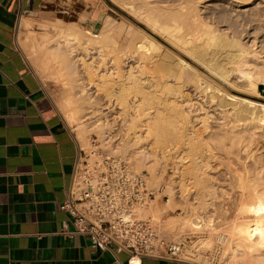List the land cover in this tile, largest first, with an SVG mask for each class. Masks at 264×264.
<instances>
[{
    "label": "bare ground",
    "instance_id": "6f19581e",
    "mask_svg": "<svg viewBox=\"0 0 264 264\" xmlns=\"http://www.w3.org/2000/svg\"><path fill=\"white\" fill-rule=\"evenodd\" d=\"M182 3L181 5L185 4V2L184 4ZM187 3L192 5L190 1H187ZM189 6L188 8L185 5L183 7L187 9L186 14H183L178 7L179 10L177 8H173V10L155 8L147 11L142 9L143 7L140 8L146 11H142L141 14H145L146 20L155 28L166 30L169 35L177 38L181 44L193 46L195 54L203 55L204 50L197 46L198 42H203L208 47L215 46L217 43L216 33L219 30L223 31V29L213 28L211 24H206L208 22L200 24V22L205 20L204 18L193 20L196 14L193 13V15L191 14L192 11H188ZM180 8L182 9V7ZM201 19L203 20L198 22ZM223 19L224 21L227 20L226 17H223ZM218 20L220 21L221 18ZM29 24V19H22L20 26L26 27ZM76 29L64 35V40L60 42L61 44L67 42L71 51L68 49L69 52L64 50L60 43L59 45L40 47L37 58L33 61L38 66L42 76H50L52 80L63 81L65 85L78 82L75 86L79 87L80 98L71 95L59 104L70 125L77 128L76 135L81 146L84 148L93 146L90 142L91 136H98L101 144L97 149L91 150L90 153L82 149L91 156L88 159L89 163L101 162L105 157H119L126 161L130 170L144 174L149 189H162L156 198L149 199L144 204L136 205L133 213L138 219L151 217L156 223L160 224L161 231L170 233L174 238L189 231H199L205 234L199 244L200 253L196 254L197 260H204L201 258L202 251L218 250L220 259L216 264H264V155L257 153L259 149L256 147V138L260 135V131H257L259 129L258 121L264 122V105L261 106L263 117L257 122L256 118L247 121V117L242 114L243 110H240L235 112V120L229 118L230 120L226 125L223 123L224 126L221 125L222 127L218 128L220 131L212 130L208 119L202 120L203 127L198 128L195 127L196 125H193V127L185 109H182L181 98H178L180 96L178 93L182 91L180 88L185 84L181 85L178 81L184 82V79L180 76L176 77L177 85L173 84L177 88H174L168 79L174 75L176 70L173 71L172 67L169 68L170 65L168 67L162 65V67L164 66L163 69L152 65L153 69L154 67L160 69L159 72L162 77H159L160 79L158 77L154 78L155 76L153 75L150 78L149 76L142 77L147 73V68L151 66L150 63L152 61L150 59L155 57V55L157 56L153 52L161 50L159 46L149 39H147V42H138L136 48L139 50L144 49L145 51L140 52L138 57H136L137 61L134 60L133 62L132 59L136 54H129L130 51L127 52L126 50L116 52L117 49H109L110 45L107 41L111 40L108 37L110 34L107 37L100 36L97 33H90L89 30L88 36H83ZM112 30L113 28L110 29V33H112ZM174 31L178 34L173 33ZM224 32L227 33L226 31ZM89 34L91 35L89 36ZM232 35L235 37L234 34ZM82 39H85L84 42L86 44H84L86 47L82 45V48H85L90 54L92 51H97L102 58L103 65H106V57L112 51L117 53L112 58V63L115 66L112 72L109 69L110 67L107 66L106 72H96L91 63L84 59H81L83 60L82 62L78 60L83 72L91 77L89 83H80V79H82L81 71L77 67L76 59L74 58V60L71 57L76 56H74V53L73 55H70V53L72 54L77 49L71 44L80 43ZM112 44L115 47V42H112ZM28 46H30V43ZM257 54V51L253 52L252 55L245 52L238 59L240 62L236 67L238 72L246 77L247 85L253 89L260 88V84L264 85V63L257 67L251 64L254 59L261 61L262 57ZM130 58L132 59L130 60ZM129 61L137 62V65L129 63ZM123 63H127V68L123 67ZM156 65L160 66L159 63ZM154 71L152 72L154 73ZM163 71L165 72L162 73ZM240 77L242 78V76ZM159 82L162 83V88L163 86L166 88L163 92L160 91L161 93L178 96L173 95L174 100L172 98L171 101H169L171 98L168 97L169 95L167 97L161 96L160 89L157 87ZM91 84L94 85L97 91L106 92L108 108L112 109V111L115 110L121 116L128 114L127 117H124V122L120 126L117 127V123H113L115 121L111 124L107 120L108 115L105 113H101L102 115L96 118L92 124L88 123L90 124L88 126L80 121L84 120L81 119L82 103L90 101L94 96L90 94L91 97L89 95L88 85ZM177 99H180V101H177ZM178 103L182 104L181 107L178 106ZM96 108H98V105ZM165 110L171 111L176 119L175 121L173 118L174 120L172 121L176 122L177 134L181 137L178 136V139L175 140L178 141L180 138H184L182 141H185L184 146L177 147L176 162H182V160L192 155L195 160H199L201 163L197 164V168L203 172L201 173L202 176L207 174V176L204 175L206 180L203 179L207 183V192L198 205L191 201L187 195V197L185 196L184 178L186 177L179 169L181 164L178 165L179 167L175 166L177 174L173 176L174 178L171 177L169 180L164 181L163 162L165 156L168 155L167 153L165 154L164 147L161 148V141L165 130H167H164V127L168 121ZM173 114L171 115L173 116ZM177 143L179 144V142ZM172 150L167 151L169 153ZM242 153H245V156H243L244 154L241 155ZM233 154L236 157L232 160L231 156ZM215 161L219 162L217 164V166L219 165L218 167L215 165ZM221 166L224 167L225 174L229 177L227 185L230 191L225 189L224 184H220L218 175L211 174L212 169H215V167L218 169ZM216 173L218 174L219 171L217 170ZM163 195L168 197L166 201L162 200ZM196 206L200 208L197 211ZM166 209H182L185 214L180 216L173 215L161 222L162 213ZM180 253L181 246L178 254L180 255ZM133 263H136L135 257L133 258Z\"/></svg>",
    "mask_w": 264,
    "mask_h": 264
},
{
    "label": "rangeland",
    "instance_id": "374dc122",
    "mask_svg": "<svg viewBox=\"0 0 264 264\" xmlns=\"http://www.w3.org/2000/svg\"><path fill=\"white\" fill-rule=\"evenodd\" d=\"M101 1L104 4V10L101 13L93 14L91 19L85 21V18L81 14L83 10L82 4L76 3L74 2V0H50L44 7V10H46L47 12L43 13V16L37 23V27H33L35 20H29L30 24L25 27V29H27V32L25 33V39L22 40V33H20L19 38V42L23 51L27 55L37 74L41 75H39V77L41 78L44 86L54 99V102L56 103V106L61 112L64 120L75 134H77V128L73 125H70L68 120L65 118L64 112L62 111L59 103L71 95H74L76 98H80L81 95L80 93H78L79 87L75 86L78 82L76 81L65 85L63 81H56L54 78V80H52V77L50 76H42L38 66L33 60L37 58L40 47L59 45V43L64 40L63 36L71 33L72 30L76 28V31L80 32L83 36H88L87 33L89 32L97 33L100 34V36L103 35L106 37L108 36V34H110L108 37H110L111 40L108 39L110 41H107V43L110 45L109 49H117L116 52H118L119 50H126L127 52L130 51L129 54H136L133 59L130 58V60L132 59L133 62L134 60L137 61L136 57H138L140 52L145 51L144 49L139 50L136 48V44L138 42H147V39H149L153 41L157 46H159L161 50H156L155 52H153V54L155 53L157 54V56L154 54L155 57H152V59H150L152 61H150L151 66L147 68V73L142 77L149 76L150 78L153 75L155 76L154 78H161L162 75L160 74V69L158 68L163 69L164 66L162 67V65H165L166 67L170 65L169 68L172 67L171 69H173V71L176 70L174 72V75L172 77H169L168 79L171 84L175 83L176 85V77L180 76L184 79V82L178 81V83H180L181 85L185 83L184 85H182V88H180L182 90V93H178V95L180 96L175 94H168V96L166 95V93H161L160 91L163 92V90H166V88L163 86V89L161 87L162 83L160 82L157 87L158 89H160L159 92L161 96H168L169 98L171 97L169 101H171L172 98L174 100V96H178V98H181V101L180 99H177V101H180L183 105L179 104V102L178 106L181 107L182 105V109H185L190 124H192L191 126L196 125L195 127L201 128L203 127L201 123L202 120L208 119L211 129H214V131H220L218 128L224 126L223 123H225L226 125L230 119L235 120V112L240 110H243L242 114L247 117V121L256 118L257 122L261 117H263L261 106L264 105V85L260 84V88L258 89L249 87L245 79L246 77L238 72L236 67L240 62L238 61V59L242 57L245 52H248L249 55H252L253 52L257 51V55L262 57L261 61H256V59H254L253 63H251L252 65H254V67H257L261 63H264V0H187L188 2H192V5L191 3L188 4L186 0ZM181 3L184 4L186 8H188V6L190 5L189 9L192 6V10L188 9V11H192L191 14H196L193 20L197 18H204L205 20L201 19L198 20V22L203 20L202 22H200V24L208 22L206 24H211L213 28L218 27L223 29V31L219 30V32L217 31L216 33L217 43L215 46L208 47L203 42H198L197 46L200 49L204 50L203 55L195 54L193 52V46L181 44V42L177 38L169 35L166 30H158L146 20L145 14H141V12L144 11L142 9H146V11L155 8L161 10H173V8L177 7L183 14H186L187 9L183 8L184 5H181ZM175 4L180 6H177ZM140 7L143 8L141 9ZM180 7H182V9ZM178 8L177 10H179ZM217 16L219 17L217 18ZM223 17H226L227 20L224 21L225 18L223 19ZM220 18L221 20L219 21L218 19ZM93 22L94 25H92ZM112 28V33H110V29ZM224 31H226L227 33H225ZM173 33L178 34L176 31H174ZM232 34H234L235 37H233ZM90 35L91 34H89V36ZM84 40L82 39V43L80 42L81 44L79 42H76L74 44L70 43L72 46H75V48H77L76 51L72 52V54L70 53V55H73L74 53V56H76L71 57L73 59H76L74 60L78 65V69L81 71L82 79H80V83H89L91 81V77H89L87 73L83 72L82 66L80 62H78V60L82 62L83 60L81 59H84L88 63H91L93 65V69L96 72L102 71L101 73H104L103 71H105L107 67H110L109 69L112 72L113 67L115 68L112 63V58L117 53L112 51V53H110L106 57V65H103L102 58L97 51H92V53L90 54L85 48H82L85 44ZM111 41L115 42V47L113 45L114 43L112 44ZM27 42L30 43V46H28L29 43ZM67 44V42H64L62 44L60 43V45H62L61 47L64 50H70ZM117 46L119 47V49ZM132 61H129V63H133ZM157 63H159L160 66L156 65ZM133 64L137 65V62ZM122 65L123 67L127 68V63H123ZM152 65H154L155 67L157 66L158 68L154 67L153 69ZM153 70H155L154 73L152 72ZM164 72L165 71H163L162 73ZM240 76H242V78ZM170 83L168 84L170 85ZM175 84H173L174 88L176 87ZM88 89L89 95L91 94L94 96L92 97L90 95L93 98H91L92 101L88 100L82 103L81 119L84 120L80 121L88 126L92 124L93 121L96 120V118L105 113L106 115H108L107 120H109L111 124L113 121H115L113 123H117V127L120 126V124L124 122V117H127L128 114L121 116L115 110L112 111V109L108 108V100L105 91H97L93 84L88 85ZM98 102H100L101 104ZM96 104L98 105V108H96ZM94 105L95 107H93ZM171 114H173L171 111L165 110V115L167 116L168 121L164 127V130H167H165V134L163 135L161 148L164 147V152L168 155L165 156L163 162L164 181L169 180L171 177L175 176V174H177L175 166L181 164L179 165L181 167H178L179 169H181V173H183L184 177H186L184 178L185 196L187 195L188 198L191 199V201L198 205V203L202 201V199H204L203 197L207 192V183L206 181H204L206 180L204 175L207 176V174H203L204 177L202 176L201 173L203 172L198 170L197 168V164L200 163V161L195 160V157L192 155L182 160V162H176V152L178 150L177 147L184 146L185 141H182V139L184 140V138H180L181 136L177 134L178 132L176 122L172 121L175 119L174 114L173 116ZM173 123L175 124L171 125ZM258 126L259 129H257V131H260V135H258V137L256 138V147H258L259 149L257 150V153L264 155V122L258 121ZM178 136H180V139L176 141L178 139ZM216 141L218 140L216 139ZM90 142L93 146L88 148H84L83 146H81L82 149L86 150L88 153H90L91 150H95V148L97 149V147L101 144V142L98 140V136L96 135L91 136ZM177 142H179V144ZM167 150L172 151H169L168 153ZM241 155L245 156V153H242ZM235 157L236 156L233 154L231 156V159L233 160L235 159ZM215 162L214 164L217 166L219 162ZM217 167H215V169H212L211 174L218 175L220 184H224L225 189L230 191L227 185L229 182V177L225 174L224 167L221 166L218 169ZM217 170L219 171L218 174L216 173ZM153 190L155 191L156 198L159 191H161L162 189L154 188ZM162 198L163 201H166L168 199V197L165 195H163ZM179 200L181 201V199ZM199 209L200 208L196 206V211ZM206 211L208 210L206 209ZM184 214L185 213L182 209H166L162 213L161 222L165 221V219L167 220L173 215L180 216ZM140 219H147V221L150 220L149 223L152 225L153 230L155 231V244L157 245V253L167 254V249L169 248V246L180 245L181 253L179 256L182 258L197 261L201 264H216L220 259V253L218 250L202 251L201 258H203L204 260L196 259V254L200 253L199 244L203 240L205 234L199 231H189L177 238H174L170 233L161 231L162 229L160 227V224L156 223L151 217Z\"/></svg>",
    "mask_w": 264,
    "mask_h": 264
},
{
    "label": "crops",
    "instance_id": "0c3cea01",
    "mask_svg": "<svg viewBox=\"0 0 264 264\" xmlns=\"http://www.w3.org/2000/svg\"><path fill=\"white\" fill-rule=\"evenodd\" d=\"M49 1L0 0V264H201L72 233L63 205L82 147L19 42L22 19L37 27ZM74 2L85 21L104 10L101 0Z\"/></svg>",
    "mask_w": 264,
    "mask_h": 264
},
{
    "label": "built area",
    "instance_id": "2783aa9c",
    "mask_svg": "<svg viewBox=\"0 0 264 264\" xmlns=\"http://www.w3.org/2000/svg\"><path fill=\"white\" fill-rule=\"evenodd\" d=\"M89 158L81 149L63 205L73 215L76 228L72 233L89 235L102 247L117 243L133 256L157 253L152 225L133 213L136 205L155 197L144 174L130 170L119 157H105L94 164ZM179 252L180 245H171L166 255L182 258Z\"/></svg>",
    "mask_w": 264,
    "mask_h": 264
}]
</instances>
